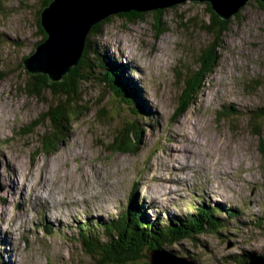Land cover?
Segmentation results:
<instances>
[{
	"label": "rangeland",
	"instance_id": "374dc122",
	"mask_svg": "<svg viewBox=\"0 0 264 264\" xmlns=\"http://www.w3.org/2000/svg\"><path fill=\"white\" fill-rule=\"evenodd\" d=\"M1 1L0 31L7 40L0 44V264H88L90 256L76 249L73 228L79 231L86 221L96 227L131 195L150 222L163 225L199 203L214 207L219 232L198 237L208 248L197 241L175 246L196 264H229L222 257L264 251V116L253 119L260 137L248 123L251 111L264 107V9L251 1L228 20L217 66L195 105L177 118L183 75L211 40L203 28L206 3L188 0L160 13L103 20L96 41L125 67L152 114L138 150L123 154L108 147L112 128L97 115L100 85L91 82L83 102L70 108L81 113L57 119L68 123L70 133L59 130L55 147L40 142L49 122L35 123L49 111L51 98L25 90L29 73L22 63L41 38L39 4ZM185 122L188 131L181 127ZM177 146L186 155L173 151ZM231 208L234 216L227 214Z\"/></svg>",
	"mask_w": 264,
	"mask_h": 264
},
{
	"label": "trees",
	"instance_id": "16d2710c",
	"mask_svg": "<svg viewBox=\"0 0 264 264\" xmlns=\"http://www.w3.org/2000/svg\"><path fill=\"white\" fill-rule=\"evenodd\" d=\"M49 1L51 0H37L35 3H38L39 7L43 8ZM251 1H255L258 6L264 9V4L259 0H250L247 4H251ZM1 2L0 0V13H4V7ZM161 10L153 11L160 13ZM206 11L209 14V21L203 28L211 37V40L200 50L196 61L197 65L194 66V69L188 67L186 69L187 72L183 75L180 98L178 100L177 111L174 114L176 118L195 105L199 95L203 91L205 79L217 66V49L221 46L220 40L222 39V35L228 30V20L231 17L228 19L218 17L211 9L209 3H206ZM238 13L233 16H238ZM136 14L141 15L142 13ZM159 24L161 25L160 21ZM102 25L103 21L91 27L86 36L84 49L78 63L70 68L62 80L49 82L45 74H28L29 80L26 82L25 90L30 95L41 100H45L43 96L47 92L51 98L50 101H47L50 108L49 111L43 119L37 120L35 123L39 125L44 119H47L49 122L48 133L40 135V142L44 145L55 147L58 144V141H54L57 140L55 135L58 132L60 133L59 130L64 131V135L70 133L68 123L62 124L61 122L58 124L56 123L57 119L60 117L65 121L66 114L70 113L73 116H78L81 113L79 110L70 108L74 104L83 102L84 94L89 87L86 84L91 82L99 84L101 94L103 96L106 94L109 97L113 105L112 112L115 114L111 115L120 121L122 127L120 130L112 131L113 143L108 146L110 150L113 153L123 154H133L138 150V144L142 141V132L146 127V123L151 119L152 114L147 109L137 87L124 71L125 67L118 59L110 57L103 49L102 43L96 41V38L102 33ZM164 27L161 25L157 28V32L162 33L165 30ZM37 29L41 38L34 42V48L37 43L46 37L38 19ZM5 37L3 32L0 31V44H3L7 40ZM1 78H3V75L0 76V80ZM231 110L229 112L236 113L235 110ZM229 112L225 111L223 115L229 116L231 114ZM97 115L102 118L101 107H99ZM261 116H264V107H257L251 111L248 120L254 134L259 137L261 134L258 125L253 122V119L261 118ZM56 124L57 127H55ZM234 210L233 208L229 212L227 210V214L234 216L232 213ZM215 211L213 206L199 203V205L194 207L192 213L171 217L163 225L158 219L150 222L145 217L143 210L137 205L135 196L131 195L127 202L122 204L116 215L99 220V225H96V227L91 221H86L80 223L79 231L73 228L72 238L76 249H81L90 256L88 264H99L98 262L103 260H113L112 258L121 259L130 255H133L132 257L135 259L138 257L136 254L141 250L156 248L166 250L175 256L181 257L182 255H178V251L175 250L176 245L180 246L183 241H189L192 245L199 242L202 244L201 240L198 239L202 233L213 234L219 232L221 222L220 218L216 216L218 214ZM201 246L205 249L208 248L206 244H202ZM183 250L187 256H197L192 251L184 248ZM263 257L264 251L261 253L247 251L224 256L222 259L225 263L241 264ZM193 259L198 261L196 260L197 258ZM216 262V264H223L218 260Z\"/></svg>",
	"mask_w": 264,
	"mask_h": 264
},
{
	"label": "water",
	"instance_id": "95a60500",
	"mask_svg": "<svg viewBox=\"0 0 264 264\" xmlns=\"http://www.w3.org/2000/svg\"><path fill=\"white\" fill-rule=\"evenodd\" d=\"M185 1L188 0H51L43 8L40 6L36 12V19L39 20L46 37L36 44L34 51L22 63L29 74H45L49 82L60 81L70 68L78 63L86 36L92 26L111 15L160 10ZM192 1L209 3L218 17L228 19L238 13L250 0ZM259 1L264 4V0ZM101 95L95 97V101L100 104L102 119L112 128L111 131L120 130L122 128L120 121L111 115L113 105L110 99L105 97L106 94ZM136 255L138 257L135 259L130 255L98 263L196 264L194 260L178 257L158 248L141 250ZM241 264H264V257Z\"/></svg>",
	"mask_w": 264,
	"mask_h": 264
},
{
	"label": "bare ground",
	"instance_id": "6f19581e",
	"mask_svg": "<svg viewBox=\"0 0 264 264\" xmlns=\"http://www.w3.org/2000/svg\"><path fill=\"white\" fill-rule=\"evenodd\" d=\"M126 54V53H125ZM128 55V54H127ZM162 59V58H161ZM126 62V61H125ZM188 122V121H187ZM182 123V122H181ZM186 123V122H185ZM180 125H182V124H180ZM186 126H181L182 128H184V131H186L187 130V128H188V123H186L185 124ZM192 125V124H191ZM179 128V127H178ZM182 131V130H181ZM188 131V130H187ZM178 149H179V146H177L173 151H178ZM180 150V152L183 154V156L184 155H186L185 154V149L184 148H180L179 149ZM188 152L190 153V154H187V156L189 157V158H193V156H192V151L190 150V148H188ZM180 156H171V158L173 159L174 158V160H176V158H179ZM179 160V159H178ZM179 162H181V161H179ZM179 162H177V163H179ZM43 197V196H42ZM13 230V229H12Z\"/></svg>",
	"mask_w": 264,
	"mask_h": 264
},
{
	"label": "flooded vegetation",
	"instance_id": "af4514ba",
	"mask_svg": "<svg viewBox=\"0 0 264 264\" xmlns=\"http://www.w3.org/2000/svg\"><path fill=\"white\" fill-rule=\"evenodd\" d=\"M127 17H129V18H134L135 16H137V14L136 13H134V12H131V13H127V14H125Z\"/></svg>",
	"mask_w": 264,
	"mask_h": 264
}]
</instances>
